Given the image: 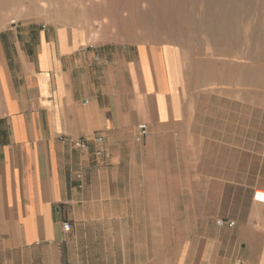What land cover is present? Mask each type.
I'll list each match as a JSON object with an SVG mask.
<instances>
[{
	"label": "crops",
	"instance_id": "0c3cea01",
	"mask_svg": "<svg viewBox=\"0 0 264 264\" xmlns=\"http://www.w3.org/2000/svg\"><path fill=\"white\" fill-rule=\"evenodd\" d=\"M101 37L0 20V264H264V120Z\"/></svg>",
	"mask_w": 264,
	"mask_h": 264
},
{
	"label": "rangeland",
	"instance_id": "374dc122",
	"mask_svg": "<svg viewBox=\"0 0 264 264\" xmlns=\"http://www.w3.org/2000/svg\"><path fill=\"white\" fill-rule=\"evenodd\" d=\"M173 1L182 5V11L163 7L157 0H0V20L79 24L100 31L103 41L166 46L167 60L178 58L188 83L229 99L231 119L239 118L245 104L246 118L264 120V0H250L245 7L224 14L215 8L210 15L232 22L210 30L202 22L208 13L204 0ZM213 102L217 109L220 102Z\"/></svg>",
	"mask_w": 264,
	"mask_h": 264
},
{
	"label": "bare ground",
	"instance_id": "6f19581e",
	"mask_svg": "<svg viewBox=\"0 0 264 264\" xmlns=\"http://www.w3.org/2000/svg\"><path fill=\"white\" fill-rule=\"evenodd\" d=\"M56 1V0H55ZM182 1V0H181ZM246 1H247V4H246ZM249 1L250 0H204L203 1V3H202V5H203V8L205 9V12H208V13H206L205 14V18L202 20V22H203V25H204V27L206 28V29H208V30H210V29H212V28H214L215 26H227V25H230L231 24V22H232V19L231 18H225V17H223V18H217V16H216V18L213 16V15H210V14H212L211 12L216 8V9H218V10H221L222 12L223 11H232V10H236V9H238V8H243V7H245L246 5H248V3H249ZM262 1V0H261ZM51 2V1H50ZM63 2V1H62ZM141 3V2H140ZM157 3L159 4V5H162L163 7H167V8H170V9H172V10H180L181 9V7H182V5L179 3V2H175V1H173V0H157ZM58 4V2L56 3V5ZM125 4H127L126 2H125ZM54 5V4H53ZM152 5H153V2H152ZM59 7H62V3L61 4H59L58 5ZM67 6V5H66ZM135 8H136V3H135ZM137 6H139V5H137ZM32 7V6H31ZM128 7V6H127ZM126 7V8H127ZM152 6H150V8H151ZM159 7V6H158ZM158 7H156V8H158ZM125 8V9H126ZM160 8V7H159ZM65 9V8H64ZM69 9V8H68ZM138 9V8H137ZM153 9V8H152ZM186 9V8H185ZM263 9H264V5H263ZM140 10V9H139ZM241 10V9H240ZM65 11V10H64ZM152 11H154V10H152ZM160 11H161V8H160ZM174 11H172V13L174 14V16H175V13H174ZM181 11H182V9H181ZM33 12V11H32ZM141 12V11H140ZM157 12V11H156ZM228 12V13H229ZM56 13H57V11H56ZM135 13H136V11H135ZM142 13V12H141ZM147 13H148V11H147ZM170 13V12H169ZM182 13V12H181ZM187 13V12H186ZM210 13V14H209ZM221 13V12H220ZM148 14H150L151 15V13H148ZM152 14H154V12L152 13ZM158 14V13H157ZM160 14V13H159ZM171 14V13H170ZM173 14H171V16L173 15ZM184 14V13H183ZM182 14V15H183ZM223 14H224V12H223ZM30 15V14H29ZM56 15V14H55ZM138 15V14H137ZM165 15V14H164ZM149 16V15H148ZM152 16V15H151ZM151 16H149L150 17V19H151ZM170 16V15H169ZM219 16V15H218ZM228 16V15H227ZM136 17V16H135ZM162 17H164V16H162ZM176 17V16H175ZM222 17V16H221ZM232 17V16H231ZM59 17H57V19H58ZM129 18V17H128ZM138 18V17H137ZM136 18V19H137ZM145 18V16L143 17V19ZM168 18V17H167ZM225 18V19H224ZM146 19V18H145ZM147 19H148V17H147ZM146 19V20H147ZM176 19V18H175ZM175 19H174V21H175ZM130 20V19H129ZM187 20V19H186ZM63 21V20H62ZM136 21H139V20H136ZM152 21V20H151ZM154 21V20H153ZM152 21V22H153ZM178 21V20H177ZM234 21H236V20H234ZM244 21V20H243ZM59 22H61L60 20H59ZM73 21H71V23H72ZM145 21H143V23H144ZM148 22V21H147ZM150 22V21H149ZM151 22V23H152ZM237 22V21H236ZM247 22V24L249 23L248 21H246ZM65 23V22H64ZM146 23V22H145ZM144 23V24H145ZM161 23V22H160ZM178 23V22H177ZM235 23V22H234ZM148 25H150V24H148ZM152 25V24H151ZM161 25V24H160ZM159 25V26H160ZM202 25V26H203ZM236 25V24H235ZM69 26H70V24H69ZM147 26V25H146ZM157 26V25H156ZM192 26V25H191ZM77 27V26H76ZM148 27V26H147ZM152 27H153V25H152ZM165 27V26H164ZM178 27V26H177ZM182 27V26H181ZM75 28V27H74ZM149 28V27H148ZM162 28V27H161ZM222 28V27H221ZM228 28V27H227ZM150 29V28H149ZM167 29H168V27H167ZM216 29V28H215ZM229 29V28H228ZM171 30V29H170ZM183 31V30H182ZM214 31V30H213ZM217 31V30H216ZM215 31V32H216ZM209 32V31H208ZM207 32V33H208ZM214 32V33H215ZM218 33V32H217ZM222 33V32H221ZM223 34V33H222ZM233 37V36H232ZM219 39V38H218ZM228 39L229 38H227V41H228ZM232 39V38H231ZM215 41H216V38L214 39ZM226 41V40H225Z\"/></svg>",
	"mask_w": 264,
	"mask_h": 264
},
{
	"label": "built area",
	"instance_id": "2783aa9c",
	"mask_svg": "<svg viewBox=\"0 0 264 264\" xmlns=\"http://www.w3.org/2000/svg\"><path fill=\"white\" fill-rule=\"evenodd\" d=\"M138 135H139V138H145L148 135V127L146 124H142L139 126V134ZM99 140H101V139H99ZM76 145L78 147H81V148L85 147V143L83 141L77 142ZM253 198L256 202L264 203V190L255 191ZM218 225L219 226H228V227L232 228L235 225V223L234 222H228L225 220H220L218 222ZM63 229L66 232L70 231L71 230V224L68 222L64 223Z\"/></svg>",
	"mask_w": 264,
	"mask_h": 264
}]
</instances>
